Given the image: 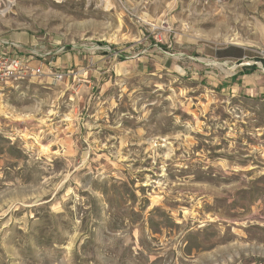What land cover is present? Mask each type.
Masks as SVG:
<instances>
[{
  "label": "rangeland",
  "instance_id": "rangeland-1",
  "mask_svg": "<svg viewBox=\"0 0 264 264\" xmlns=\"http://www.w3.org/2000/svg\"><path fill=\"white\" fill-rule=\"evenodd\" d=\"M0 38L66 73L0 87V264H264V0H0Z\"/></svg>",
  "mask_w": 264,
  "mask_h": 264
},
{
  "label": "built area",
  "instance_id": "built-area-1",
  "mask_svg": "<svg viewBox=\"0 0 264 264\" xmlns=\"http://www.w3.org/2000/svg\"><path fill=\"white\" fill-rule=\"evenodd\" d=\"M23 45L14 40L0 38V87L4 84L13 83L19 79L33 76H46L51 82H61L65 79L66 73L58 70L55 66L56 57H52L46 65L33 66L31 62L36 57L47 59L48 56L63 52L64 47L55 52H42L39 49L28 48L29 56H25ZM47 68V70H46ZM73 73L71 70L67 72ZM68 75V76H69Z\"/></svg>",
  "mask_w": 264,
  "mask_h": 264
},
{
  "label": "crops",
  "instance_id": "crops-1",
  "mask_svg": "<svg viewBox=\"0 0 264 264\" xmlns=\"http://www.w3.org/2000/svg\"><path fill=\"white\" fill-rule=\"evenodd\" d=\"M42 52H45V51H42ZM220 53H222V51H220ZM230 58V57H232V55L231 54H229V55H225V54H223V58ZM65 58H67V60H68V57L67 56H65ZM35 59H37V60H33V62H32V64L34 65V62H37L35 65H39L38 63H39V61H41V60H47V59H44V58H41V57H36ZM71 60V59H70ZM61 58L60 57H57L56 58V61H55V66L56 67H58V68H60L61 66H62V64H61ZM248 74H244V75H242L240 78H245L246 79V76H247Z\"/></svg>",
  "mask_w": 264,
  "mask_h": 264
},
{
  "label": "trees",
  "instance_id": "trees-1",
  "mask_svg": "<svg viewBox=\"0 0 264 264\" xmlns=\"http://www.w3.org/2000/svg\"><path fill=\"white\" fill-rule=\"evenodd\" d=\"M103 44V43H102ZM220 52V51H219ZM219 52H218V54H219ZM219 57H223V55H218ZM262 62H264V60H262Z\"/></svg>",
  "mask_w": 264,
  "mask_h": 264
}]
</instances>
